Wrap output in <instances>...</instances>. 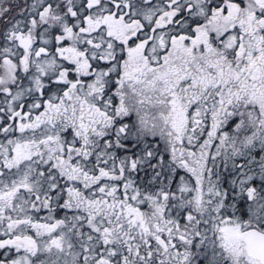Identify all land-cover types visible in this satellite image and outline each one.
<instances>
[{
	"label": "snow or ice",
	"instance_id": "obj_1",
	"mask_svg": "<svg viewBox=\"0 0 264 264\" xmlns=\"http://www.w3.org/2000/svg\"><path fill=\"white\" fill-rule=\"evenodd\" d=\"M0 264H264V0H0Z\"/></svg>",
	"mask_w": 264,
	"mask_h": 264
}]
</instances>
